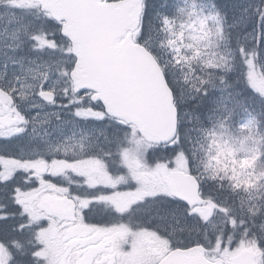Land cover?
Instances as JSON below:
<instances>
[{
  "label": "snow or ice",
  "instance_id": "snow-or-ice-1",
  "mask_svg": "<svg viewBox=\"0 0 264 264\" xmlns=\"http://www.w3.org/2000/svg\"><path fill=\"white\" fill-rule=\"evenodd\" d=\"M7 7L0 264H122L129 236L128 256L155 258L142 264H226L240 252L264 264V0ZM73 7L107 23L91 31ZM94 44L115 58L114 77L133 62L154 119L96 71Z\"/></svg>",
  "mask_w": 264,
  "mask_h": 264
},
{
  "label": "water",
  "instance_id": "water-1",
  "mask_svg": "<svg viewBox=\"0 0 264 264\" xmlns=\"http://www.w3.org/2000/svg\"><path fill=\"white\" fill-rule=\"evenodd\" d=\"M70 3L76 5L80 0H70ZM74 19L82 21L91 31L101 29L107 23L102 17L97 15L93 10H86L73 7L70 9ZM98 53V62L95 65L96 71L105 77H108L113 86L120 93L124 104L134 113H139L148 119L155 118V101L143 89L140 79L137 76L133 62L130 59L124 60V65L129 73L128 78H117L113 76V68L116 60L108 54L102 45H95ZM199 254L193 256V260H198ZM207 264H211L210 261Z\"/></svg>",
  "mask_w": 264,
  "mask_h": 264
},
{
  "label": "flooded vegetation",
  "instance_id": "flooded-vegetation-1",
  "mask_svg": "<svg viewBox=\"0 0 264 264\" xmlns=\"http://www.w3.org/2000/svg\"><path fill=\"white\" fill-rule=\"evenodd\" d=\"M0 13H2L0 14V29L10 28L9 25L10 8L7 7V1L0 4ZM137 219L138 217L135 216L131 218L133 225H135ZM131 238H132L131 242L128 241L118 242L119 244L118 251L124 254V256L122 257V264H131L132 259L135 258L136 255H138V251H136L132 256L127 255L128 253L134 252V243H133L134 238L133 237ZM55 256L57 260L63 259V248L59 243H57L55 247Z\"/></svg>",
  "mask_w": 264,
  "mask_h": 264
},
{
  "label": "rangeland",
  "instance_id": "rangeland-1",
  "mask_svg": "<svg viewBox=\"0 0 264 264\" xmlns=\"http://www.w3.org/2000/svg\"><path fill=\"white\" fill-rule=\"evenodd\" d=\"M232 264H248V262L251 260V254L241 256L240 253H237L227 259Z\"/></svg>",
  "mask_w": 264,
  "mask_h": 264
},
{
  "label": "trees",
  "instance_id": "trees-1",
  "mask_svg": "<svg viewBox=\"0 0 264 264\" xmlns=\"http://www.w3.org/2000/svg\"><path fill=\"white\" fill-rule=\"evenodd\" d=\"M222 218H217V223L219 224L220 223V220H221ZM248 254H250V253H248V252H240V255L243 257V256H245V255H248Z\"/></svg>",
  "mask_w": 264,
  "mask_h": 264
}]
</instances>
